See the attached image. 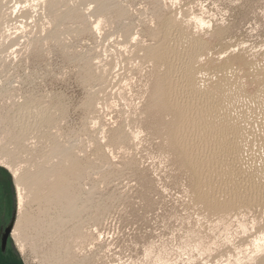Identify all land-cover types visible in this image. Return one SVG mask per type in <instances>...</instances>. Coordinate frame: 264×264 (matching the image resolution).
Returning a JSON list of instances; mask_svg holds the SVG:
<instances>
[{
    "label": "rangeland",
    "instance_id": "1",
    "mask_svg": "<svg viewBox=\"0 0 264 264\" xmlns=\"http://www.w3.org/2000/svg\"><path fill=\"white\" fill-rule=\"evenodd\" d=\"M263 91L264 0H0V164L32 219L19 264H264L246 177L264 184ZM216 108L229 138L204 129ZM237 147L244 174L223 172Z\"/></svg>",
    "mask_w": 264,
    "mask_h": 264
},
{
    "label": "bare ground",
    "instance_id": "2",
    "mask_svg": "<svg viewBox=\"0 0 264 264\" xmlns=\"http://www.w3.org/2000/svg\"><path fill=\"white\" fill-rule=\"evenodd\" d=\"M17 10V9H16ZM16 12V11H15ZM14 16V15H13ZM172 30V29H171ZM169 37V36H168ZM185 40V39H184ZM179 41V40H178ZM179 44V43H178ZM177 44V45H178ZM199 44V43H198ZM207 46V45H206ZM169 50V49H168ZM171 51V50H170ZM197 55V54H196ZM166 56V55H165ZM193 56V55H192ZM195 56V55H194ZM191 58V57H190ZM170 59V58H169ZM193 59V58H192ZM190 62H192L191 60H189ZM171 69V68H170ZM198 71V70H197ZM197 73V72H196ZM199 74V73H198ZM219 74V73H218ZM235 75V74H234ZM185 76V78H186V81H187V85H189V86H185L184 88H186L187 87V90H188V92L191 94V95H195V93H194V91H197V90H194L195 88H194V86H193V84L192 83H194V80H193V77H194V73H193V69L191 68V65H187L186 67H185V70L183 71V77ZM204 76V75H203ZM261 77V76H260ZM195 78V77H194ZM230 78V77H229ZM182 79H184V78H182ZM198 80V79H197ZM232 80V79H231ZM193 81V82H192ZM200 82V81H199ZM184 83V82H183ZM186 83V82H185ZM235 83V82H234ZM236 83H237V81H236ZM167 84H168V82H167ZM166 84V85H167ZM226 84V83H225ZM241 84V83H240ZM233 85V84H232ZM237 85V84H236ZM180 86V85H179ZM181 86H183V84H182V82H181ZM180 86V87H181ZM197 86V85H196ZM199 86V85H198ZM198 86H197V89H198ZM224 85H222V87H223ZM241 86V85H240ZM178 88V87H177ZM183 88V87H182ZM231 88V87H230ZM238 89H239V87H238ZM178 90V89H177ZM180 90H182V89H180ZM199 90V89H198ZM176 91V90H175ZM259 91H262L261 89L259 90ZM182 92V91H181ZM238 92V91H237ZM176 93H178L179 94V91L178 92H176ZM183 93H185L184 91H183ZM187 93V92H186ZM263 93H264V91H263ZM180 94H182V93H180ZM260 94V93H259ZM185 95H187V94H185ZM190 95V96H191ZM214 95V94H213ZM182 96V95H181ZM197 96V95H196ZM224 96V95H223ZM195 97V96H194ZM201 97V96H200ZM212 97V96H211ZM192 98V97H191ZM196 98V97H195ZM214 98V97H213ZM252 98V97H251ZM255 98H256V96H255ZM180 99V98H179ZM194 99V98H193ZM201 99V98H200ZM206 99H208V98H206ZM221 99V98H220ZM237 99V98H236ZM216 100V99H215ZM218 100V99H217ZM229 100V99H228ZM227 100V101H228ZM252 100V99H251ZM255 100V99H254ZM254 100H252V101H254ZM255 101H258V99H256ZM254 101V102H255ZM261 101V100H260ZM221 102V101H220ZM219 102V103H220ZM215 103V102H214ZM228 103V102H227ZM188 103H186V102H180V103H178V106L182 109V111H183V115L186 117H184L185 119H188V117H189V115H188V112H191V110L190 111H187V109H188V105H187ZM191 104V103H190ZM204 104V103H203ZM202 104V105H203ZM217 104V103H216ZM222 104V103H221ZM229 104V103H228ZM253 104V103H252ZM218 105V104H217ZM224 105H225V103H224ZM232 105V104H231ZM190 106H192V105H190ZM177 107V106H176ZM209 107V106H208ZM212 107H213V105H212ZM214 107H215V105H214ZM213 107V108H214ZM220 107V106H219ZM226 107V106H225ZM27 108V107H26ZM25 108V109H26ZM193 108V107H192ZM198 108V107H197ZM218 108V107H217ZM217 108L215 109V110H211L208 114H207V111L209 110V108H208V110L205 112V113H203L202 112V110H201V112L204 114V124H203V120H201L202 122H199V124L201 123V124H203L204 125V129H206V131H207V129L209 130V129H212V127H217L218 128V130L220 129L221 131L223 130V131H225V132H228L229 130H230V123L227 121H222L220 118L221 117H219V115H218V113L220 112V111H218V113H217ZM223 108V107H222ZM227 108V107H226ZM189 109H191V108H189ZM203 109H204V107H203ZM205 110V109H204ZM219 110V109H218ZM199 111V110H198ZM224 111V110H223ZM222 112V111H221ZM227 113H228V111H226ZM20 113V112H19ZM198 113V112H197ZM263 113V112H262ZM223 114V113H222ZM221 114V115H222ZM231 114V113H230ZM246 114V113H245ZM190 116H192V115H190ZM248 116V115H247ZM247 116H246V119H247ZM199 117V116H198ZM237 117H239V116H237ZM235 118V119H238V118ZM243 117V116H242ZM245 117V116H244ZM249 117V116H248ZM40 118V117H39ZM183 118V119H184ZM193 118V117H192ZM225 118H227V117H225ZM196 117H195V122L194 121H192L193 123H195L196 124ZM200 119V118H199ZM240 119V118H239ZM238 119V120H239ZM244 119V118H243ZM242 119V120H243ZM192 120H194V119H192ZM223 120H224V117H223ZM228 120V119H227ZM241 120V119H240ZM255 120V119H254ZM249 121H250V119H249ZM191 122V120L189 121V123ZM187 124H188V121L186 122ZM232 123V122H231ZM242 123H243V121H242ZM242 123H240L241 125H242ZM198 124V123H197ZM198 124V125H199ZM234 124V126H235V123H233ZM240 124H239V127H240ZM245 124H247V123H245ZM190 125H191V123H190ZM193 125V124H192ZM248 125H249V122H248ZM199 126H201V125H199ZM194 127V126H193ZM196 128V127H195ZM194 128V129H195ZM216 128V129H217ZM236 127H234V129H235ZM246 128V127H245ZM234 129H232L231 131L233 132V130ZM243 129V128H242ZM246 129H248V128H246ZM245 129V130H246ZM252 129V128H251ZM196 130V129H195ZM213 130V129H212ZM217 131V130H216ZM231 131H229V132H231ZM234 131H237V130H234ZM240 131L242 132V130L240 129ZM208 132V131H207ZM229 132L228 133H226L225 135L227 136V135H229ZM244 132V131H243ZM202 133V132H201ZM185 133H184V131L182 130V132H181V136L183 135V136H185L184 135ZM196 134V133H195ZM213 135H214V133H212ZM221 134H224L223 132L221 133ZM236 134L238 135V133L236 132ZM241 134V133H240ZM243 134V133H242ZM251 134V133H250ZM206 135V134H205ZM208 135V134H207ZM233 135V134H232ZM245 135V134H244ZM243 135V136H244ZM180 136V137H181ZM202 136V135H201ZM210 135H208V137H209ZM212 136V135H211ZM211 136H210V138H211ZM231 136V135H230ZM239 136V135H238ZM242 136V137H243ZM207 137V136H206ZM232 137V136H231ZM236 136L234 135V138H235ZM246 137H248V136H246ZM201 138H203V137H201ZM213 138L214 137H212V140H213ZM227 138H229L228 136H227ZM226 138V139H227ZM234 138L232 139L234 142H235V140H234ZM219 139V138H218ZM220 139H223V138H220ZM225 139V138H224ZM236 139V138H235ZM239 139V138H238ZM238 139H236V140H238ZM228 140H230V139H228ZM232 140H230V141H228V142H231ZM243 140V139H242ZM206 141L208 142V138L206 139ZM216 141H217V139H216ZM245 141V140H244ZM211 142V141H210ZM221 142V141H220ZM239 142H241V141H239ZM243 142V141H242ZM237 143V142H236ZM205 144V143H204ZM222 144V143H221ZM227 144V143H226ZM240 144V143H239ZM238 144V145H239ZM243 144V146L245 147V146H247L246 145V142H245V145H244V143H242ZM228 145H230L229 143H228ZM231 145H233L232 143H231ZM231 145H230V147H231ZM234 147H236L237 145H233ZM242 146V145H241ZM187 147V146H186ZM188 148V147H187ZM229 148V147H228ZM232 148V147H231ZM230 148V149H231ZM240 148V147H239ZM238 147L236 148V149H231L232 151H229V155H232L233 156V158H231L230 160L229 159H227V158H225L224 160H223V162H221V164H220V167H221V170L223 171V172H227L228 174H229V172H236V173H242V175L244 174V169H243V167L240 165V163H242L241 161L239 162L238 160V154H241V156H243L242 155V153L244 152V150H243V148L242 149H239ZM253 150V149H252ZM224 151V150H223ZM188 152V151H187ZM192 152V151H191ZM258 152V151H257ZM194 153V152H193ZM195 154V153H194ZM245 154V153H244ZM1 155V154H0ZM189 155V154H188ZM251 155V154H250ZM190 156V155H189ZM200 156V155H199ZM195 157H196V155H195ZM257 157V156H256ZM192 158V157H191ZM239 158H240V155H239ZM242 158V157H241ZM240 158V159H241ZM72 159V158H71ZM205 159V158H204ZM199 160V159H198ZM208 161V160H207ZM74 162V161H73ZM72 163V162H71ZM194 163V162H193ZM201 163V162H200ZM201 164H203V163H201ZM210 164V163H209ZM262 164V163H261ZM11 166V165H10ZM66 166V165H65ZM214 167V166H213ZM11 168V167H10ZM12 169V168H11ZM75 170V169H74ZM210 170V169H209ZM212 171V170H211ZM244 171V172H243ZM208 172V171H207ZM213 172V171H212ZM255 170H254V172L253 173H249V175L248 176H246L247 178H248V180H249V183L248 184H250V187L253 189V188H256V190H261V191H263L264 192V184H261V182L259 181V182H257V181H254L253 180V178L252 179H250L249 178V176L250 177H253V175L255 174ZM260 172V171H259ZM230 173V174H231ZM236 173H235V175H236ZM54 174V173H53ZM222 174V173H221ZM60 175V174H59ZM63 175V174H62ZM201 175V174H200ZM220 175V174H219ZM239 175V174H238ZM241 175V174H240ZM259 175V174H258ZM257 175V176H258ZM29 176V175H28ZM31 176V175H30ZM229 176V175H228ZM234 176V175H233ZM45 177V176H44ZM48 177V176H47ZM58 177V176H57ZM236 177V176H235ZM259 177V176H258ZM257 177V178H258ZM18 178V181L20 182V183H22L24 180L26 181V178H23V177H17ZM228 178V177H227ZM255 178V177H254ZM236 179V178H235ZM38 180V179H37ZM41 180V179H40ZM64 180V179H63ZM256 180V179H255ZM17 181V182H18ZM31 181V180H30ZM59 181V180H58ZM65 181V180H64ZM35 182V181H34ZM240 182V181H239ZM24 183V182H23ZM67 183V182H66ZM242 183V182H241ZM244 183H245V181H244ZM40 184H42V183H40ZM236 184V183H235ZM34 185V184H33ZM234 185V184H233ZM232 185V186H233ZM245 185H246V183H245ZM53 186V185H52ZM209 186V185H208ZM231 186V187H232ZM236 186V185H235ZM238 186H241V185H238ZM243 186V185H242ZM41 187V186H40ZM24 188V187H23ZM52 188V187H51ZM53 188L56 190V192L58 191L59 193L60 192H64L65 191V187H64V185H63V183H58V184H55L54 186H53ZM52 188V189H53ZM218 188V187H217ZM228 188V187H227ZM234 188V187H233ZM53 189V190H54ZM211 189V188H210ZM229 189V188H228ZM240 189V188H239ZM239 189H237V191L239 190ZM242 189V188H241ZM208 190V189H207ZM216 190V189H215ZM221 190V189H220ZM230 190V189H229ZM235 190V189H234ZM246 190V189H245ZM249 189L247 188V191H248ZM255 190V189H254ZM39 191V190H38ZM249 191H251V189L249 190ZM67 192V191H66ZM209 192V191H208ZM213 192V191H212ZM37 193V192H36ZM40 193V192H39ZM231 191L229 192V196L231 195ZM242 194V193H241ZM257 194V193H256ZM260 194H262V193H260ZM67 195V194H66ZM66 195H64V194H62V196H61V199H64V198H67V196ZM211 195V194H210ZM219 195V194H218ZM221 195V194H220ZM226 195H227V192H226ZM238 195V194H237ZM208 196V195H207ZM212 196V195H211ZM232 196V195H231ZM234 196V197H233ZM232 197H233V200H231V198H229V200L227 199L226 201H222V199H221V202L219 201V200H216L215 198L214 199H212V202L214 203V204H216V205H218V206H228V205H230V207H231V204H234V202H235V193H234V195H233ZM253 196V195H252ZM251 196V197H252ZM205 197V196H204ZM213 197V196H212ZM243 197V196H242ZM209 198V197H208ZM240 198H241V196H240ZM203 199V198H202ZM211 199V198H210ZM206 200V199H205ZM236 200L238 201V198H236ZM245 200V199H244ZM252 200V199H251ZM209 201V200H208ZM75 203L72 201H69L68 200V204H67V210L69 211V213H71L72 215H76L77 214V211H76V208H75ZM215 206V205H214ZM229 207V206H228ZM229 207V208H230ZM223 208V207H222ZM221 209V208H220ZM219 209V210H220ZM228 209V208H227ZM32 219L30 218V216H26L25 218H24V220H20L18 223H16V226H15V228H14V231H13V235H14V237L16 238V240L19 242V245H20V247H21V249H22V251H23V248H24V243H23V228L24 227H28V225H30V224H32V221H31ZM61 220V219H60ZM34 222V221H33ZM35 223V222H34ZM50 223V222H49ZM27 240V239H26ZM20 249V248H19Z\"/></svg>",
    "mask_w": 264,
    "mask_h": 264
},
{
    "label": "crops",
    "instance_id": "3",
    "mask_svg": "<svg viewBox=\"0 0 264 264\" xmlns=\"http://www.w3.org/2000/svg\"><path fill=\"white\" fill-rule=\"evenodd\" d=\"M15 180L9 168L0 164V219L8 217L16 206Z\"/></svg>",
    "mask_w": 264,
    "mask_h": 264
},
{
    "label": "flooded vegetation",
    "instance_id": "4",
    "mask_svg": "<svg viewBox=\"0 0 264 264\" xmlns=\"http://www.w3.org/2000/svg\"><path fill=\"white\" fill-rule=\"evenodd\" d=\"M14 216H15V209L13 211V217ZM13 217L10 221H8L7 217L0 219V264H19L21 260L20 254L18 253V250L16 248L13 239V231L16 226V220L10 233L6 238H4L6 229L9 227L10 223L12 222Z\"/></svg>",
    "mask_w": 264,
    "mask_h": 264
},
{
    "label": "water",
    "instance_id": "5",
    "mask_svg": "<svg viewBox=\"0 0 264 264\" xmlns=\"http://www.w3.org/2000/svg\"><path fill=\"white\" fill-rule=\"evenodd\" d=\"M15 220H16V218H15V216H14L12 222H11L10 225H9V227L6 229V233H5L4 238H6V237L8 236V234L10 233L12 227H13L14 224H15Z\"/></svg>",
    "mask_w": 264,
    "mask_h": 264
}]
</instances>
